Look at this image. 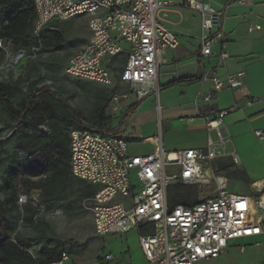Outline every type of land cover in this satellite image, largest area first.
Here are the masks:
<instances>
[{
	"label": "built area",
	"instance_id": "obj_1",
	"mask_svg": "<svg viewBox=\"0 0 264 264\" xmlns=\"http://www.w3.org/2000/svg\"><path fill=\"white\" fill-rule=\"evenodd\" d=\"M182 1L199 13L204 33L201 53L210 56L212 46L222 39L223 13L205 0ZM172 4L173 0H34V33L38 35L53 21L88 16L90 38L69 57L65 73L105 87L127 85L129 91L115 92L112 104L131 95L139 102L152 94L159 96L161 54L179 45L177 35L159 16ZM119 56L125 57L120 70L106 66V59ZM243 78L244 73L214 77L213 86L239 91ZM212 99V94L200 95L197 104L209 106ZM225 114L207 121L221 142ZM255 134L264 138L261 131ZM148 141L155 145L153 153L131 155L124 136L80 128L70 131V172L96 188L86 205L96 234L137 228L140 247L150 264H196L219 257L230 241L264 231V178L252 183L253 194L231 192L227 177L215 170L222 155L211 139L205 149L174 152L165 150L160 136ZM233 161L237 163L238 158ZM171 186L211 188L213 193L190 205L172 206L168 199ZM19 201L26 202V197ZM115 261V256L107 254L103 264H131ZM52 264H70L68 253L62 252L61 259Z\"/></svg>",
	"mask_w": 264,
	"mask_h": 264
},
{
	"label": "rangeland",
	"instance_id": "obj_2",
	"mask_svg": "<svg viewBox=\"0 0 264 264\" xmlns=\"http://www.w3.org/2000/svg\"><path fill=\"white\" fill-rule=\"evenodd\" d=\"M87 22L86 16L55 22L53 28L64 33V40L58 48L49 38L39 41L32 31L31 39L22 43L8 41L5 45L0 39L3 52L0 80L18 85L19 90L11 92L17 106L26 94L48 86L90 124L98 126L103 121L109 128H116L125 111L135 102L134 98L112 104L114 93L110 89L80 81L65 73L67 61L73 54L70 46L77 39L74 31ZM128 91L129 88L124 87L119 93ZM44 99L53 104L55 111L68 124L52 121L44 113V120L34 129L30 125L34 120L29 117L24 119L28 136L23 135V140L18 139V121L7 115L6 107L0 104V257L15 256L10 247L13 243L34 259H42L45 253L54 250L57 253L67 252L70 264H103L107 254L115 256L117 263L150 264L140 247L137 228L126 233L96 234L86 208L92 196L90 186L75 178L70 168H57L54 163L40 162L47 152L45 140L51 133L53 122L58 123L63 134L69 135L72 129L77 128V122L58 100L48 95ZM142 104V108L130 116L123 128L125 131L122 134L129 139L131 155L153 153L155 145L145 140L152 135L161 137L167 152L192 145L193 137L184 125L165 121L156 94L144 99ZM210 136L217 144V132L212 131ZM222 160H217L215 170L226 174V170L219 167ZM229 179L232 187L246 186L245 182ZM212 193L211 188L200 190L198 187L171 186L168 199L177 196L175 198L193 202ZM21 196L26 197V202L19 201ZM254 249V246H248L244 252L237 246L230 247L229 255L197 264H249L248 258ZM17 262L14 260V263Z\"/></svg>",
	"mask_w": 264,
	"mask_h": 264
},
{
	"label": "crops",
	"instance_id": "obj_3",
	"mask_svg": "<svg viewBox=\"0 0 264 264\" xmlns=\"http://www.w3.org/2000/svg\"><path fill=\"white\" fill-rule=\"evenodd\" d=\"M205 1L210 2L223 13L222 39L212 46L210 56L201 53L200 42L204 33L200 15L196 10L184 5L182 0H173L170 7L159 12L164 25L177 35L179 45L175 49H165L161 54V64L158 69L161 90L157 101L165 121L169 124L184 125L188 134L193 137L192 145L184 149H205L209 139L212 140L210 133L217 132L216 129L208 126L207 121L216 118L215 116L223 111L226 112L220 124L223 141L221 142L219 137L215 146L222 155L220 159L232 165L226 170V174L224 173L227 177L228 189L231 192L250 195L255 191L252 183L264 178V138L260 139L255 134L256 131H261L264 136V0H247L243 3L237 0ZM82 16L86 15L77 17ZM55 22L58 21H53L48 27L53 28ZM84 25L77 26L79 29L74 31L77 39L70 46L73 54L90 38L88 22ZM224 53L228 56L223 57ZM124 62V56L105 60L106 66L119 70ZM240 73H244V78L239 91L228 86L220 90L214 89V77L238 76ZM186 77L197 79L168 89L162 88L174 80ZM80 81L110 89L113 93L119 92L124 87L129 88L119 83L105 87L90 81ZM206 94H212L211 105H198L199 96ZM130 98L134 96L131 95ZM142 103L135 112L142 108ZM209 108L214 109V112L202 114V110ZM130 116L123 120L122 133L125 131L124 124ZM153 136H147L145 140L151 142L148 138ZM234 157L238 158L237 163L233 161ZM234 165H237V168ZM232 170L244 172L246 177L235 176ZM229 178L245 182L246 186L232 187ZM234 246L244 252L247 251L248 246H254L255 249L248 258L249 264H264V231L230 241L228 247L217 258L226 256L229 248ZM242 246L245 248L242 249Z\"/></svg>",
	"mask_w": 264,
	"mask_h": 264
},
{
	"label": "trees",
	"instance_id": "obj_4",
	"mask_svg": "<svg viewBox=\"0 0 264 264\" xmlns=\"http://www.w3.org/2000/svg\"><path fill=\"white\" fill-rule=\"evenodd\" d=\"M35 20L36 11L34 8V0H0V39H2L5 45L8 41L12 44L29 41L31 39L30 32H34ZM35 38L39 41L40 39L49 38L51 41H54V46L58 48L61 46L64 40V34L62 31L56 30L51 27H46L38 35L35 34ZM2 55L3 52L0 49V59L2 58ZM196 79V77L181 78L164 85L162 88L168 89L178 84L192 82ZM14 90H19V87L16 83H5L0 80V104L6 107L7 115L18 121V139H22L23 135L28 136L24 119H27L29 117L34 120V123H30V125H32L34 129H36L38 125L44 120V113H46L48 118L52 121L59 120L68 124V122H66L63 117H61V115H59L55 111V109L53 108V104L44 99L46 95L60 102V104L64 107L68 114L77 122V128L95 130L121 136H124L121 129V126L124 122L123 120H126L127 117L134 113L143 102L142 100L131 104L125 111L124 117L119 124L120 126L118 128H109L103 121L98 124V126L90 124V122L85 117H83L82 114L77 109H75L66 99L60 97L57 92L52 91L48 86L37 88L33 92L26 94L25 99L19 106L14 103V100L11 96V92ZM37 97H41V99H38ZM204 112H214V109L209 108L207 110H202V114H204ZM51 127V133L46 137L45 140V147L47 152L40 162H45L48 164L54 163L57 168L67 169L69 168L67 166H69L70 134H63L62 129L57 122H53ZM231 166L232 165H230L228 162H219V167L225 170L229 169ZM232 173L233 175L240 178L246 177V174L244 172L232 170ZM86 184L89 185L92 189L91 195H94V193L96 192V188L88 183ZM175 197L174 199L169 200V203L172 206L177 203H185L187 205H190L192 203L187 202L186 200L184 201L182 200V198ZM194 202H196V200ZM1 234L2 233H0V236ZM10 247L14 250L15 256H1L0 264H52L53 262L60 260L62 255V253H57L56 251L52 250L45 253L44 258L34 259L23 249L17 247V245L10 243ZM14 260H17L18 262L14 263Z\"/></svg>",
	"mask_w": 264,
	"mask_h": 264
},
{
	"label": "bare ground",
	"instance_id": "obj_5",
	"mask_svg": "<svg viewBox=\"0 0 264 264\" xmlns=\"http://www.w3.org/2000/svg\"><path fill=\"white\" fill-rule=\"evenodd\" d=\"M214 125H216V124H214Z\"/></svg>",
	"mask_w": 264,
	"mask_h": 264
}]
</instances>
